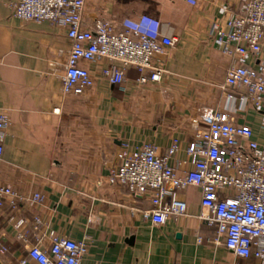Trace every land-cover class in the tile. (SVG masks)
I'll return each mask as SVG.
<instances>
[{"label":"crops","instance_id":"1","mask_svg":"<svg viewBox=\"0 0 264 264\" xmlns=\"http://www.w3.org/2000/svg\"><path fill=\"white\" fill-rule=\"evenodd\" d=\"M13 1L0 0V109L9 116L0 182L24 195H43L36 209L13 211L27 219L23 228L39 213L50 229L76 240L87 238L82 264H260L253 256L233 255L215 228L197 217L198 187L178 190L190 215L157 225L140 211L150 205L146 195L108 181L122 141L138 146L151 140L160 154L178 137V157L189 169L184 148L193 137L191 123L214 109H230L264 143L262 113L250 105L240 109L239 100L220 88L231 59L209 33L214 20L225 18L220 9H234L237 0H196L194 7L184 0H86L83 22L88 28L98 18L120 21L147 14L159 19L162 31L174 34L177 42L157 57L168 70L159 82L141 86L138 72L129 69L122 85L95 77L93 87L79 95L61 91L70 47L62 28L12 16ZM11 211L6 208L0 216V237L7 246L2 262L20 264L25 252L6 220Z\"/></svg>","mask_w":264,"mask_h":264},{"label":"built area","instance_id":"2","mask_svg":"<svg viewBox=\"0 0 264 264\" xmlns=\"http://www.w3.org/2000/svg\"><path fill=\"white\" fill-rule=\"evenodd\" d=\"M184 1L192 7L196 5V0ZM85 3L86 0L9 3L12 16L22 21H46L62 28L69 39L61 76L63 95L82 94L93 87L95 77L122 85L129 69L138 72L136 82L141 86L159 82L168 70L157 57L170 52L176 36L164 33L161 21L147 14L120 21L98 18L88 28L83 22ZM220 12L225 15L223 21L214 20L209 27L213 44L231 59L220 88L229 99L239 100L240 109L250 105L261 112L260 124L264 128V0H237L234 9L224 7ZM230 112L214 109L199 121H192L193 137L184 148L191 163L189 169L178 157V137H172L160 154L151 140L138 146L122 141L108 181L124 186L129 193L146 195L150 205L140 211L157 225L170 217L190 215L178 190L198 187L197 217L215 228L222 245L233 255L253 256L264 264V143L252 137L249 124L239 122ZM8 126V113L0 109V160ZM42 201L43 195L37 191L24 195L0 182V216L6 208L12 210L6 220L23 245L25 255L20 256V264H82L89 251L87 238L76 240L50 229L39 213L32 215L25 229L27 219L13 212L19 207L36 209ZM6 251L0 237V255Z\"/></svg>","mask_w":264,"mask_h":264},{"label":"trees","instance_id":"3","mask_svg":"<svg viewBox=\"0 0 264 264\" xmlns=\"http://www.w3.org/2000/svg\"><path fill=\"white\" fill-rule=\"evenodd\" d=\"M4 257H3V255H0V259H1V261H3L4 259H3Z\"/></svg>","mask_w":264,"mask_h":264},{"label":"water","instance_id":"4","mask_svg":"<svg viewBox=\"0 0 264 264\" xmlns=\"http://www.w3.org/2000/svg\"><path fill=\"white\" fill-rule=\"evenodd\" d=\"M0 264H3V262L1 261V259H0Z\"/></svg>","mask_w":264,"mask_h":264}]
</instances>
